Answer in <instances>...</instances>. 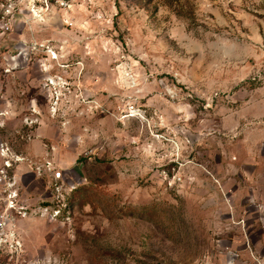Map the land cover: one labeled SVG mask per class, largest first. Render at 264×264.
Listing matches in <instances>:
<instances>
[{
    "label": "rangeland",
    "instance_id": "374dc122",
    "mask_svg": "<svg viewBox=\"0 0 264 264\" xmlns=\"http://www.w3.org/2000/svg\"><path fill=\"white\" fill-rule=\"evenodd\" d=\"M52 3L0 0V264H264V0Z\"/></svg>",
    "mask_w": 264,
    "mask_h": 264
},
{
    "label": "built area",
    "instance_id": "2783aa9c",
    "mask_svg": "<svg viewBox=\"0 0 264 264\" xmlns=\"http://www.w3.org/2000/svg\"><path fill=\"white\" fill-rule=\"evenodd\" d=\"M41 1V15L46 16L52 2H55L60 8L67 9L70 6L69 0H40ZM11 22V21H10ZM10 22L5 23V28L10 29ZM52 53L54 51H51ZM136 108L132 106L129 108V115L133 114ZM0 156L3 160V168L0 169V202H5V210L0 212V231L5 232L9 230L10 226H14L17 208L18 191L16 188V180L10 174L14 162L18 155H15L8 146L1 144ZM16 156V157H15ZM14 210V211H13Z\"/></svg>",
    "mask_w": 264,
    "mask_h": 264
},
{
    "label": "crops",
    "instance_id": "0c3cea01",
    "mask_svg": "<svg viewBox=\"0 0 264 264\" xmlns=\"http://www.w3.org/2000/svg\"><path fill=\"white\" fill-rule=\"evenodd\" d=\"M262 149L264 150V146ZM261 157L262 156L260 155V158L258 159L257 157H254L253 160L246 159L245 161H239L244 169V171L242 170L239 174V178L242 179L240 183H245L249 187L245 192L246 196H244V202H242L240 206L248 209L247 216H249V218L254 217L258 221H261V223H264V168L263 170L256 169L260 166L259 162L262 161ZM219 181L221 184H225L223 179L220 178ZM253 209L256 214H254Z\"/></svg>",
    "mask_w": 264,
    "mask_h": 264
},
{
    "label": "trees",
    "instance_id": "16d2710c",
    "mask_svg": "<svg viewBox=\"0 0 264 264\" xmlns=\"http://www.w3.org/2000/svg\"><path fill=\"white\" fill-rule=\"evenodd\" d=\"M77 191H78L77 188L72 191L73 193H72V196L69 198V202H72V201H74L76 199V197H77V195H76L77 194Z\"/></svg>",
    "mask_w": 264,
    "mask_h": 264
},
{
    "label": "bare ground",
    "instance_id": "6f19581e",
    "mask_svg": "<svg viewBox=\"0 0 264 264\" xmlns=\"http://www.w3.org/2000/svg\"><path fill=\"white\" fill-rule=\"evenodd\" d=\"M56 58V57H55Z\"/></svg>",
    "mask_w": 264,
    "mask_h": 264
}]
</instances>
